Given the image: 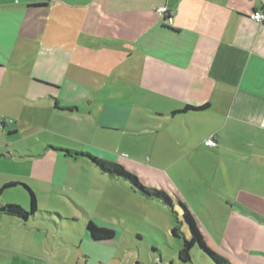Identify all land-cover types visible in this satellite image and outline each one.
Segmentation results:
<instances>
[{
	"label": "crops",
	"instance_id": "crops-1",
	"mask_svg": "<svg viewBox=\"0 0 264 264\" xmlns=\"http://www.w3.org/2000/svg\"><path fill=\"white\" fill-rule=\"evenodd\" d=\"M256 10L264 0H0L1 127L16 132L8 121L16 114L15 127L27 125L23 114L38 117L44 104L58 120L83 114L86 131L147 138V152L181 171L174 176L196 168L209 184L175 193L207 244L236 264H264V22L250 18ZM210 136L214 146L204 144ZM3 217L26 224L35 215ZM84 239L115 236L94 240L86 225ZM191 252L214 264L196 245Z\"/></svg>",
	"mask_w": 264,
	"mask_h": 264
},
{
	"label": "rangeland",
	"instance_id": "rangeland-1",
	"mask_svg": "<svg viewBox=\"0 0 264 264\" xmlns=\"http://www.w3.org/2000/svg\"><path fill=\"white\" fill-rule=\"evenodd\" d=\"M43 105L36 108L38 117L35 111L23 114L31 120L27 125L15 127L14 121H19L15 113L13 123L6 120L12 130L16 128L12 134L1 127L0 119V187L15 184L2 192L0 204L16 203L29 211V195L23 187L27 185L35 193L38 209L26 224L0 219V264H181L177 257L181 238L171 234L175 224L181 225L172 211L182 220L175 193L183 196L185 187L209 185L196 168L188 178L174 176L181 171L174 173L163 156L147 152V138L93 127L86 131L83 114L58 120ZM64 150L121 159L141 182L168 191L174 208L142 195L129 180L102 172L89 159H74ZM190 212L199 228L196 215ZM89 220L114 230L115 239L100 244L85 240ZM211 225L207 224L210 230ZM190 256L188 264H200L193 252Z\"/></svg>",
	"mask_w": 264,
	"mask_h": 264
},
{
	"label": "trees",
	"instance_id": "trees-1",
	"mask_svg": "<svg viewBox=\"0 0 264 264\" xmlns=\"http://www.w3.org/2000/svg\"><path fill=\"white\" fill-rule=\"evenodd\" d=\"M55 106L62 109L67 110H75L76 107H59L57 102H55ZM207 108V104L200 105V106H192L186 105L182 109L172 111V113L178 112H186V111H199L204 110ZM67 155L73 157L74 159L78 158H87L89 159L94 165H96L102 172H106L111 176L114 177H122L126 180H129L138 191L148 198H157L162 200L165 204L172 206L173 200L170 194L163 190L156 187H151L145 185L141 182L140 178L130 170H128L125 166L120 163L108 161L103 158H97L96 156L92 155L89 152L84 151H73V150H64ZM15 185L12 182H8L0 187V195L2 192ZM23 187L27 190L29 195V211L16 203H6L0 205V214H6L10 216L18 217L22 220H27L35 215L37 212V202L36 196L33 190L28 187L27 185H23ZM177 203L183 209V218L181 222L185 224L189 230V237H185L182 234L178 224H175L171 228V234L175 237L181 238V246L178 249L177 257L180 263L188 264L191 262L190 252L194 245H196L203 253H205L213 262L214 264H236L233 262L229 257L220 253L216 249L212 248L207 242L204 240L202 233L200 232L199 228L197 227L189 207L187 204L180 198H176ZM87 230L94 240H102V239H110L115 236V232L112 229L101 227L95 225L92 221L87 222Z\"/></svg>",
	"mask_w": 264,
	"mask_h": 264
},
{
	"label": "built area",
	"instance_id": "built-area-1",
	"mask_svg": "<svg viewBox=\"0 0 264 264\" xmlns=\"http://www.w3.org/2000/svg\"><path fill=\"white\" fill-rule=\"evenodd\" d=\"M159 11V13H161L163 16H166L167 13H168V10L165 6L163 7H160L157 9ZM250 18L256 22V23H263L264 22V10L262 11H253L251 14H250ZM166 20L168 22H171V16L168 15V17L166 18ZM204 144L207 145V146H214L216 143H215V139L214 137L210 136L208 139H206L204 141Z\"/></svg>",
	"mask_w": 264,
	"mask_h": 264
}]
</instances>
